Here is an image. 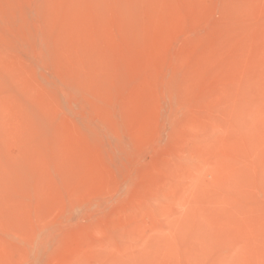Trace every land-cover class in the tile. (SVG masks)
<instances>
[{"label": "rangeland", "instance_id": "374dc122", "mask_svg": "<svg viewBox=\"0 0 264 264\" xmlns=\"http://www.w3.org/2000/svg\"><path fill=\"white\" fill-rule=\"evenodd\" d=\"M0 264H264V0H0Z\"/></svg>", "mask_w": 264, "mask_h": 264}]
</instances>
